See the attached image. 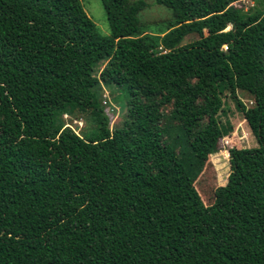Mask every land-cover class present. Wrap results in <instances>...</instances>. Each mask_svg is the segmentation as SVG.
<instances>
[{"label":"trees","instance_id":"16d2710c","mask_svg":"<svg viewBox=\"0 0 264 264\" xmlns=\"http://www.w3.org/2000/svg\"><path fill=\"white\" fill-rule=\"evenodd\" d=\"M101 1L107 38L82 0H0V264H264V0ZM226 97L257 147L206 206Z\"/></svg>","mask_w":264,"mask_h":264},{"label":"rangeland","instance_id":"374dc122","mask_svg":"<svg viewBox=\"0 0 264 264\" xmlns=\"http://www.w3.org/2000/svg\"><path fill=\"white\" fill-rule=\"evenodd\" d=\"M144 1L147 3L149 8V13L146 15L148 20L161 22L165 19V11L157 9L158 6L156 5L155 0ZM242 1L244 9H248L254 5V0ZM82 3L87 14L95 23L98 33L102 37H109L110 28L102 1L82 0ZM238 6H241V4H238ZM238 97L247 108L253 107V99L248 94L240 92L238 93ZM103 99L105 112L110 119V126L114 129L120 126L122 117L125 113L126 92L121 89L113 93L111 89L105 87ZM64 118L71 128L76 130L77 133H82L84 128L88 126L87 122L84 120H75L69 116H65ZM222 119L223 121L228 120L231 123L233 126V132L231 135L222 139L218 151L209 157L204 171L195 182L196 189L206 206L213 203L215 189L225 186L228 182V178L231 173L230 149L257 147L256 139L252 135L243 114L238 111L234 100L228 97L225 98V114ZM90 126L91 125H89V129L86 132L88 135L92 133Z\"/></svg>","mask_w":264,"mask_h":264},{"label":"built area","instance_id":"2783aa9c","mask_svg":"<svg viewBox=\"0 0 264 264\" xmlns=\"http://www.w3.org/2000/svg\"><path fill=\"white\" fill-rule=\"evenodd\" d=\"M225 49H227V47H225Z\"/></svg>","mask_w":264,"mask_h":264}]
</instances>
